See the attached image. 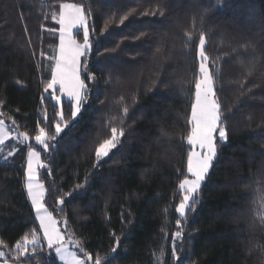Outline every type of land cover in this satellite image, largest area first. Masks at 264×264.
I'll use <instances>...</instances> for the list:
<instances>
[{"label": "trees", "instance_id": "trees-1", "mask_svg": "<svg viewBox=\"0 0 264 264\" xmlns=\"http://www.w3.org/2000/svg\"><path fill=\"white\" fill-rule=\"evenodd\" d=\"M63 3L89 17L92 48L79 116L73 121L62 99L70 127L41 156L47 209L66 220L93 264L117 244L109 264H264V0H0V117L15 120L34 147L39 127L56 136L59 107L45 88L58 44L52 13ZM202 33L227 141L181 218ZM112 127L123 129L122 143L98 161ZM2 148L13 154L0 153V252L9 263L43 264L53 256L44 245L24 256L14 247L38 230L23 186L27 145Z\"/></svg>", "mask_w": 264, "mask_h": 264}, {"label": "snow or ice", "instance_id": "snow-or-ice-1", "mask_svg": "<svg viewBox=\"0 0 264 264\" xmlns=\"http://www.w3.org/2000/svg\"><path fill=\"white\" fill-rule=\"evenodd\" d=\"M52 18L60 25L59 28V46L56 54L49 57L54 63L51 64V79L48 81L45 92L49 89L54 91L51 94V99L60 103L61 97L55 93L56 86L59 85V91L65 93L72 101L71 115L73 121L81 111V106L84 103L82 92L85 91L86 85L84 80L81 79V72H88L86 62L81 60V57L92 48L90 41V31L86 23V16L82 8L76 4H61L59 17L55 12L52 13ZM127 17L121 19L120 23L123 24ZM83 28V43H78L73 38V29ZM55 31V30H53ZM187 35V34H186ZM191 37L189 36V39ZM206 39L202 33L199 37V45L197 56L200 60L199 72L200 76L195 79V99L191 105V115L187 120L189 129L187 131L186 139L187 144L192 146L193 150L187 153V173L183 180L179 183L182 198L175 208L179 217H185L187 209L191 208L196 203V194L202 190L210 176L211 170L214 167L215 161L219 159L220 145L227 141L226 127L223 126V116L221 104L216 97L214 90L213 76L210 74L206 62L208 56L205 55L204 47ZM43 55V53H41ZM84 64L82 69L81 65ZM86 79H95L94 76L88 75ZM127 108H124L125 115ZM2 115V113H0ZM59 118L55 124L56 136H48L44 127H39L34 139L37 145L43 146V152L51 153L58 146V138L60 137L63 129L61 124L65 127H70L65 121V116L62 111L56 113ZM47 121V117H45ZM16 123L15 120L12 121ZM5 121L0 119V144L4 142V138L8 133L4 129ZM124 131H117L116 127L111 128V138L105 139L95 150V155L99 161L103 157H108L112 149L116 148L118 143H122L120 137L124 136ZM27 140L29 134L27 132H20L17 134V139ZM51 139L56 141L55 144L50 145L47 141ZM196 147L200 151L194 150ZM48 164L43 163L41 160V152L30 148L27 153V167L24 173L27 195L31 200L32 208L35 210L36 218L39 221V229L43 232V240L47 242L49 250L54 249L55 256L50 253L43 264H89L93 260L90 253L85 251L83 245L79 240L74 238L73 234H69L66 239L64 235L57 229L56 222L53 220L51 213L47 211L42 200L45 196V187L37 179V168H47ZM189 176L191 178H189ZM83 187L77 185V188ZM71 195V194H68ZM59 203L63 204L64 200L61 199ZM65 223H67L65 221ZM180 221L178 220V227ZM182 233L177 231L173 234V240L181 238ZM119 239V238H118ZM41 243L40 238L36 232L31 233V239L28 235L23 237L22 242L16 243L15 250L20 256H24L27 252V246L35 249ZM71 247L78 248L83 253L86 259L79 258L76 251L71 250ZM176 245L173 244V256L176 257ZM118 244L111 250V255L104 258L97 257L94 264H109V261L117 259L116 253L118 251ZM4 255L0 252V257ZM58 258V261H56Z\"/></svg>", "mask_w": 264, "mask_h": 264}, {"label": "rangeland", "instance_id": "rangeland-1", "mask_svg": "<svg viewBox=\"0 0 264 264\" xmlns=\"http://www.w3.org/2000/svg\"><path fill=\"white\" fill-rule=\"evenodd\" d=\"M63 4H71V3H63ZM59 11H60V10H59ZM85 16H86V23H87V26H88V24H89V17L87 16V14H85ZM58 17H59V12L57 13V18H58ZM59 28H60V25L58 24V27H57V32H58V44H57V46H56V48H55V50H54V55L56 54V51H57L58 46H59ZM78 30H81V32L83 33V28H82V27L79 28V29H73V38L76 39V40H77V38L74 36V34H75V32L78 31ZM82 36H83V35H82ZM77 42H78V43H83V40H81V41H78V40H77ZM198 45H199V44H198ZM89 51H90V50H89ZM89 51H88V52H89ZM197 51H198V46H197V49H196V53H195V55H196V57H197V59H198V69H197V72H198V76H200V75H201L200 72H199V64H200V60H199V58H198V56H197ZM88 52H86V53L81 57V60H82L83 62L86 61V57H87V55H88ZM53 63H54V61H53ZM206 64H207V62H206ZM81 67H82V69H83L84 64H82ZM207 67H208V66H207ZM82 72H84V71L82 70ZM82 72H81V73H82ZM198 76H197V77H198ZM81 79H82V77H81ZM82 80H83V79H82ZM84 82H85V81H84ZM131 82H132V80H131ZM85 85H86L85 91L82 92V97H83V100H84V101L86 100V94H87V92H88V86H87L86 82H85ZM194 85H195V82H194ZM52 91H54V90L52 89ZM55 93H56L57 96H60V97H61V101H60V103H57V102L55 101V102L58 104V107H59L58 112H59V111H62V105H61L62 99H66V100H68V101H70V102L72 103L71 99H70L65 93H61V92L59 91V85L56 86ZM193 93H194V95H193V97H194V98H193V101H194V99H195V87H194ZM82 106H83V104H82ZM82 106H81V109H82ZM190 115H191V111H190ZM78 116H79V113H78L77 117H78ZM77 117H76V118H77ZM76 118H75V119H76ZM0 119H2V120L5 121L4 129H5V131L8 133L7 137L4 138V142H3L2 144H0V153L2 154V155H1V158H2V159H7L8 157H10V156L13 154V150H9V149L6 150V149H3V148H2V145H3V144H6V141H9V145H11V144L14 145V144H16V145H18V146H19V145L22 146V145L25 143V145H27V153H28V151L30 150V148H32V149H35V150H37V151H40V152H41V156H42L43 154H45V152H43V146H41V145H37L36 142H35V139H33V142H34V144H35V147H34V146L32 145V143H31V138H30V141H29L28 143L23 142L21 139H17V134H18L19 132H16L15 128H14L13 125H12V122H10L9 120H7L6 117H3V116H1ZM58 120H59V118H58ZM72 120H73V118H72ZM56 123H57V122H56ZM67 125H69V123H67ZM61 127H62V129H64V128H65V124L62 123V124H61ZM118 133H119V132H118ZM109 138H111V135H110L107 139H109ZM186 142H187V141H186ZM47 143H49V140L47 141ZM49 144H50V143H49ZM50 145H51V144H50ZM12 148H13V146H12ZM191 150H193L192 146L188 145V152L191 151ZM194 150H196V151H200V149H199L198 147H196ZM27 153H26V158H25V162H24V170H23V186H24V184H25V175H24V173H25V171H26V167H27ZM41 160H42V157H41ZM42 162H43V161H42ZM43 163H44V162H43ZM40 169H41V168H37V179H38V181H39L40 183L43 184V182H42V181L40 180V178H39V171H40ZM187 176H188V173H187ZM184 178H185V177H184ZM184 178H183V179H184ZM189 178H191V177L189 176ZM183 179H182V180H183ZM24 191H25V194H26V197H27L28 203H29V205H30V207H31V210H32V213H33L34 219H35L36 224H37V228H38V230H37L36 234H37V236L40 238V241H41V243H40L39 245H44V246L48 249V247H47V242L43 240V232L39 229V221H38V219L36 218L35 210L32 208L31 200L29 199V197H28V195H27V190L25 189V187H24ZM179 191H180V189H179ZM45 194H46V191H45ZM180 197L182 198L181 191H180ZM44 198H45V196H44ZM44 198H43V200H42V203H44L45 208L47 209L46 204H45V202H44ZM181 198H180V200H181ZM179 202H180V201H179ZM179 202L177 203V205L179 204ZM177 205H176V207H177ZM192 206H194V205H192ZM192 206H191V207H192ZM47 211H48L49 213H51L48 209H47ZM188 211H189V209H187V212H188ZM51 215H52L53 220L56 222V227H57V229L62 233V235L65 236L66 239H68V238H69V233H68V231H67V224L65 223L66 220H64V219L61 220L59 217L54 216L52 213H51ZM177 215L179 216L178 213H177ZM181 218H184V217H181ZM29 239H31V237H29ZM21 242H22V240H21ZM29 248H31L30 245L27 246V252H28ZM71 250L76 251L77 254H78V256H79V258H81V259H86V257H84L83 253H81V252L79 251L78 248L71 247ZM50 251L53 253V256H55V251H54V249H52V250H50ZM27 252H26V253H27ZM3 258H4V256L0 257V264H16V263H9V262H6V261L3 260ZM56 260L58 261V258H56ZM90 263H91V262H90ZM59 264H62V262H59ZM91 264H93V261H92Z\"/></svg>", "mask_w": 264, "mask_h": 264}, {"label": "water", "instance_id": "water-1", "mask_svg": "<svg viewBox=\"0 0 264 264\" xmlns=\"http://www.w3.org/2000/svg\"><path fill=\"white\" fill-rule=\"evenodd\" d=\"M22 139V138H21ZM23 141H25L26 143H28L29 141H30V138H28L27 140H23Z\"/></svg>", "mask_w": 264, "mask_h": 264}]
</instances>
